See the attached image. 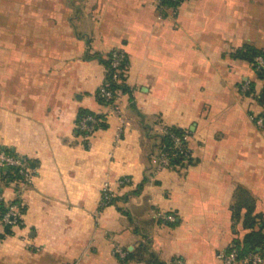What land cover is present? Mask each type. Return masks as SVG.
I'll return each mask as SVG.
<instances>
[{
    "label": "crops",
    "instance_id": "0c3cea01",
    "mask_svg": "<svg viewBox=\"0 0 264 264\" xmlns=\"http://www.w3.org/2000/svg\"><path fill=\"white\" fill-rule=\"evenodd\" d=\"M248 48L264 51V0H0V153L33 175L0 174L23 209L0 264H223L264 228V78ZM114 49L119 112L96 97ZM81 110L101 116L88 140ZM171 127L190 132L192 160L158 168ZM105 184L118 201L101 207Z\"/></svg>",
    "mask_w": 264,
    "mask_h": 264
},
{
    "label": "built area",
    "instance_id": "2783aa9c",
    "mask_svg": "<svg viewBox=\"0 0 264 264\" xmlns=\"http://www.w3.org/2000/svg\"><path fill=\"white\" fill-rule=\"evenodd\" d=\"M177 1V0H171ZM183 2V1H182ZM175 8V7H174ZM126 59V53L122 49H114L110 54V69L113 74V79L119 84L122 83L121 74L125 77L127 68H123V64ZM253 67L257 71L264 72V55H256L252 62ZM243 89L245 91L251 90L250 84L247 82L244 84ZM121 92L113 90L109 87V82H106L100 86L96 93V97L106 103L115 112H119L118 97ZM262 123V120H259ZM101 119L93 114L82 116L78 121V129L85 139H89L94 131L100 126ZM189 134H185L183 137L171 134L173 140V148L177 149L181 153H184L186 157H191V150L189 148ZM15 168L17 170L19 179L6 181L8 184L24 183L28 184L32 179V170L29 168L27 162L18 157L17 155L6 153L2 151L0 153V174L4 171V167ZM158 168L174 169L178 165L171 162V157L168 153L159 150L158 152ZM131 180L127 177L121 178L118 181V186L124 187L130 184ZM20 196L17 194L13 201H6L0 194V244L5 236H7V229L13 230L16 227L23 225V209L20 201ZM117 198V193L111 188L109 184H105L102 192L101 207H105L110 204H114ZM164 220L173 222V214L163 215ZM113 253L121 258L125 257L126 253L119 246H115ZM217 258L223 264H263L264 254L258 248L255 251H250L246 254H242L241 251L233 244L224 250H220L217 253ZM172 264H183L181 259H176Z\"/></svg>",
    "mask_w": 264,
    "mask_h": 264
},
{
    "label": "trees",
    "instance_id": "16d2710c",
    "mask_svg": "<svg viewBox=\"0 0 264 264\" xmlns=\"http://www.w3.org/2000/svg\"><path fill=\"white\" fill-rule=\"evenodd\" d=\"M163 2L164 5H167L169 7H177L182 1L184 0H177V1H171V0H161ZM264 55V51H256V50H252V49H246V51L243 53V57L248 59L251 63L253 62V59L256 55ZM106 64V68H107V81L109 82V87L113 90H118L120 92H126L127 86L124 84V78L121 74V80L122 83L119 84L117 81H115L113 79V74L112 71L110 69V55L109 58L107 59V61H105ZM128 66V58L126 55V59L125 62L123 64V68H127ZM255 69V68H254ZM257 71V70H256ZM257 73L259 74L260 77L264 78V72L263 71H257ZM253 90V88L251 89V91ZM260 102L264 104V90L259 98ZM101 102H103L102 100H100ZM80 118L82 116L88 115V114H92L86 110H81L80 111ZM95 116H97L98 118H101V116L93 114ZM105 124H102L101 127H104ZM171 134H174L176 136H180L183 137L185 134H189L190 132L182 130V129H178V128H168L166 130V132L164 133V135H162L160 137L161 139V145L159 146V149L168 153L171 157V162L175 165H181L184 162L189 163L191 162V157H186L184 153H181L180 151H178L177 149L173 148V140L171 137ZM6 153H11V151L9 149H5L4 150ZM2 178L5 181H11V180H15V179H19L20 176L17 173V170L15 168H9L8 170H4L2 172ZM118 201V199L116 198L114 203H116ZM237 211H235L236 213ZM250 219L247 218V220H245L246 226L247 227H252L253 224L250 223L249 221ZM174 222V221H173ZM264 228L258 229L256 231H251L249 233H247L245 235V237L242 240H236L235 242H233V245L235 247H237L242 254H246L250 251H255L256 249H260L262 253H264V233H263ZM7 234L11 233V230H6Z\"/></svg>",
    "mask_w": 264,
    "mask_h": 264
},
{
    "label": "water",
    "instance_id": "95a60500",
    "mask_svg": "<svg viewBox=\"0 0 264 264\" xmlns=\"http://www.w3.org/2000/svg\"><path fill=\"white\" fill-rule=\"evenodd\" d=\"M4 170H8V167L6 166V167H4Z\"/></svg>",
    "mask_w": 264,
    "mask_h": 264
}]
</instances>
